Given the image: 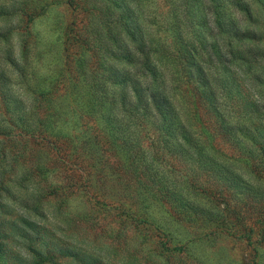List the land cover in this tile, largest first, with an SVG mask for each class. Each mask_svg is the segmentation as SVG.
<instances>
[{"label": "rangeland", "instance_id": "rangeland-1", "mask_svg": "<svg viewBox=\"0 0 264 264\" xmlns=\"http://www.w3.org/2000/svg\"><path fill=\"white\" fill-rule=\"evenodd\" d=\"M221 1L227 16L234 12L230 0ZM245 1L254 20L238 12L245 18L241 23L264 37L260 3ZM212 3L0 0L8 11L0 16V201L45 224L47 239L91 255L90 264H264V173L244 156L259 152L253 138L264 136L254 126L264 122V111L244 109L256 100L264 103V83L254 76L264 58L247 64L249 71L235 64L208 69L214 112L205 103L210 88L190 76L177 43L184 42L189 53L195 48L198 60L213 43L223 46L228 37L217 34ZM125 22L135 30L136 39L125 37L135 60L106 52V68L111 63L148 84L150 77L139 71L144 54L137 50L147 43L160 72L155 87L176 114L171 130L153 121L155 111L144 118L118 100L120 109L86 112V94L96 87L92 72L100 63L93 47L102 55L101 47L115 51L108 31L122 36ZM106 68L97 71L104 74L99 90L130 93V85L107 80ZM186 132L192 144L183 139ZM112 134L124 153L107 150L103 136ZM79 135L102 139V150L72 140ZM226 166L244 185L234 187L209 171L226 173Z\"/></svg>", "mask_w": 264, "mask_h": 264}, {"label": "trees", "instance_id": "trees-1", "mask_svg": "<svg viewBox=\"0 0 264 264\" xmlns=\"http://www.w3.org/2000/svg\"><path fill=\"white\" fill-rule=\"evenodd\" d=\"M211 1L213 2L212 11L214 14L217 34L226 35L228 40H223V46L218 42L213 43L211 45V53L202 55L203 57L201 60L194 58L195 55L193 53L196 51L195 48L191 50L193 53H189V49L185 47L184 42L179 40L177 43L180 48H183V50L181 49L182 57L189 67L190 76L196 77L202 86L210 88L208 94L204 95L206 98L205 103L209 102L210 106H213L214 108L216 102L213 101L212 97L214 90L211 88L213 85V79L210 77L211 74L208 69L218 68L219 66H223L224 69H226L230 64H235L238 67L245 68V70L249 71L250 67H248L247 64L251 65L254 61H257L258 58H264V47L260 45L262 40H264V37L258 30L243 26L241 23L245 18L239 17L238 12L244 14V16L246 15L248 20H254L253 10L248 1L230 0V3L234 6V12L228 16L222 8L221 0ZM257 1L260 3L264 11V0ZM7 12L8 11L4 7L0 6V16L5 15ZM121 26L124 27L122 28V36H120V33V35H116L115 33H111L110 30L108 31L110 40L112 38L113 43L116 46L115 51H112L109 45L107 49L106 47H101L104 54L102 55L99 47H93L92 57L97 56L100 63H95L96 66L92 72L95 79L93 85H96V87L94 90L89 91L86 94L85 105L87 108V114L94 115L100 110H106L109 113V109L112 111V109L118 106L116 103V100H118L124 110L131 111V113L136 115L140 114L144 118L147 115V111H155V118L153 121H155L156 124L160 123L159 125H163V128L165 129L170 127L171 130L173 127H177L176 114L174 115V108L170 99L162 90L155 87V84L159 82L160 72L152 61L151 49L148 48L147 43L142 42L139 44L137 50L144 54L142 67L139 71L142 73V77H150L148 84H143L140 76L113 69V64L111 63H109L106 68V52L110 53L111 57L117 60L122 59L128 62L135 60L133 52L125 41V37L136 39L135 30L128 22L122 23ZM99 53H101V55ZM100 68L104 71L106 68L109 71V77L106 76L107 80L110 79L114 85L123 86L128 84L131 86V92L121 93L117 96L115 94L109 96L107 92L105 94V92L100 91L99 83L104 76V74L100 76L97 73ZM254 76L255 79L262 80L264 83V68L259 72L254 73ZM215 81L218 80L215 79ZM144 85L145 87H143ZM3 93L4 89L2 91V94ZM52 93L53 92L48 93L47 100L52 101ZM73 97L76 99L78 93H73ZM247 108L252 112H262V110L264 111V103H261L260 100H256L252 105L249 104L247 107H244V109ZM118 109H120V106H118ZM214 109V112L218 110L216 108ZM247 113L248 112H246V114ZM107 120L111 121L112 119L107 117ZM254 126H256L257 129L264 130V122L255 124ZM182 137L186 142L188 141L192 144L193 140L190 139L187 132ZM103 138L108 141V145H110V147H107V150H114L116 152L115 154H120L121 151L124 153L123 149L120 146L118 147L113 134L108 135V138L104 136ZM72 140H78V142L81 141V145L87 150L96 151L102 148L99 145L102 142V139L95 138L93 141H88V139L86 141L84 136L82 137L79 135L78 139L74 137ZM253 140L254 143L260 147V151L253 152L251 149L248 153H245L246 155L244 156L252 163L255 171L261 174L264 173V136H261L260 139L254 137ZM74 146L77 147L76 144ZM2 150L3 149H0V156L3 154ZM100 157L102 156L100 155ZM199 160L203 161V157L200 156ZM132 164H134V161H132ZM209 171L214 172L216 176L229 182V185H233L234 187L244 185L242 184L243 182L238 179L237 176L239 175L235 171H231L227 166L225 167L226 173H219L220 171L217 172L213 168L209 169ZM230 172H232V177L227 175V173ZM152 196L154 198H159L157 194H153ZM164 197L172 199L170 195H164ZM167 202L173 204L174 201ZM182 204L183 201H178L176 206L179 208ZM36 208L37 207L34 209ZM27 214L28 213L24 212V210L21 211L17 209L14 211V209H11L5 202L0 201V264H67V262H65L66 260H76L79 264L92 263L90 261L91 259H89L91 255L87 256L85 254L77 253L64 244L60 245L53 239H47V231L49 229L45 227V224L39 223L36 219H32ZM41 245H44V247H40Z\"/></svg>", "mask_w": 264, "mask_h": 264}]
</instances>
